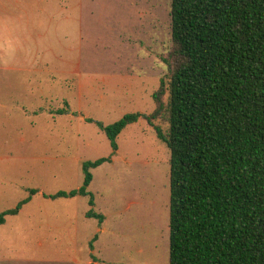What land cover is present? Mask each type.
Here are the masks:
<instances>
[{
	"label": "rangeland",
	"instance_id": "obj_1",
	"mask_svg": "<svg viewBox=\"0 0 264 264\" xmlns=\"http://www.w3.org/2000/svg\"><path fill=\"white\" fill-rule=\"evenodd\" d=\"M0 9V47L13 49L21 40L13 35V25L12 31L3 27L10 25L7 15L13 14V0H0ZM170 11L171 0H23L16 9L18 18L22 17L17 26L25 30L28 24V49H51L49 61L66 67V90L57 86L55 92L67 101L49 106L53 114L67 110V116L59 120V136L55 134L59 142L55 139L52 150H43L47 156L64 157L66 173L64 181L51 190H77L84 181V162L111 157L91 171L94 183L89 190L95 213L107 216L108 232L103 242H94L92 253L90 243L99 221L82 216L81 223L89 227L82 230L76 245L65 233L39 248L25 240V215L22 220L9 218L0 229V256L42 255L45 261L7 259L0 264H169V148L154 128L140 120L118 137V151L113 154L110 141L95 122L109 126L127 114L154 111L152 94L167 75L163 56L171 48ZM73 72L83 73L81 81ZM2 93L11 96L10 90ZM71 111L94 122L70 119ZM7 113L0 108V165L13 158V126ZM156 125L167 129L164 122ZM24 196L20 193L13 199V185L0 183V213L15 208L13 200ZM85 203L81 212L89 210L88 200Z\"/></svg>",
	"mask_w": 264,
	"mask_h": 264
},
{
	"label": "trees",
	"instance_id": "obj_2",
	"mask_svg": "<svg viewBox=\"0 0 264 264\" xmlns=\"http://www.w3.org/2000/svg\"><path fill=\"white\" fill-rule=\"evenodd\" d=\"M170 20L154 111L95 123L113 154L140 120L169 148V264H264V0H171ZM110 161L84 162L83 186L49 198L89 197L87 217L102 224L88 189ZM36 193L0 213V226Z\"/></svg>",
	"mask_w": 264,
	"mask_h": 264
},
{
	"label": "crops",
	"instance_id": "obj_3",
	"mask_svg": "<svg viewBox=\"0 0 264 264\" xmlns=\"http://www.w3.org/2000/svg\"><path fill=\"white\" fill-rule=\"evenodd\" d=\"M22 5L23 0H13V14L7 15L10 25L3 26L4 30L12 31L11 25H13V35H16L22 44L13 46V49L7 47L1 49L0 47V108L8 111L7 115L11 118L10 125L13 126V158L1 161L0 183L8 181L13 185V199L20 193L25 195L21 200H13V205L14 203L18 205L28 198L30 190H36L37 193L31 197L19 214L8 216L0 229L8 224L9 218H13L14 221L25 215L26 230L24 236L26 242L28 241L27 243H33L39 248H44L50 244V239L64 237L67 233L76 245L77 239L82 236V230L89 227V225L81 223L82 216L93 219L87 217V213L91 209L90 205L89 210L81 212V207L84 208L86 200L89 204V197L49 198V196L61 192L58 190L53 192L51 189L64 181L66 159L54 154L47 156L43 151L44 149L52 150L55 139L59 142V120L67 116L60 114V110L53 114L49 106L50 102L56 101L59 104L61 101H67L65 96H59L55 92L57 86H62L66 90V67L65 65L52 64L49 61V54L53 51L51 49H28V38H25L28 37V24L25 30L22 25L17 26L22 17L18 18L17 12H15ZM1 13L0 9V19L2 18ZM13 17L17 19L14 20ZM0 29H3L1 25ZM10 31L9 33H11ZM73 74L79 75L81 81L82 72H73ZM9 90L10 98L1 95L2 92L3 95H7ZM68 104L71 106L69 102ZM72 112L68 114L70 119L79 120L80 123H86L89 119L81 113L77 116L75 112L73 114ZM56 132L58 139L55 135ZM93 183L94 181L88 190L91 189ZM82 186L83 184H78L75 189H80ZM14 230L15 227H13L12 232ZM107 232L106 220H104L102 224H99L93 236L92 253L95 252L94 242L96 244L100 241L103 242L102 236L105 237ZM48 239L49 241H47ZM93 257L92 254L91 258L93 259ZM7 259H12L13 262L45 261L42 255L30 258L0 256V261ZM93 260L96 263L95 257ZM74 262L78 263V260H74Z\"/></svg>",
	"mask_w": 264,
	"mask_h": 264
}]
</instances>
